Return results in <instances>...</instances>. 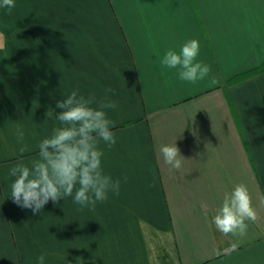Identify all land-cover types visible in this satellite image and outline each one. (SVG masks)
<instances>
[{"label":"crops","instance_id":"crops-1","mask_svg":"<svg viewBox=\"0 0 264 264\" xmlns=\"http://www.w3.org/2000/svg\"><path fill=\"white\" fill-rule=\"evenodd\" d=\"M0 8V264H264V208L245 237L212 223L225 191L264 195V0H15ZM200 43L196 83L161 64ZM74 89L117 102L103 168L121 181L95 210L72 197L34 214L8 169L38 154ZM25 130L17 142L16 124ZM184 157L170 172L160 146ZM232 244L236 248L230 252Z\"/></svg>","mask_w":264,"mask_h":264},{"label":"clouds","instance_id":"clouds-1","mask_svg":"<svg viewBox=\"0 0 264 264\" xmlns=\"http://www.w3.org/2000/svg\"><path fill=\"white\" fill-rule=\"evenodd\" d=\"M15 0H0V8L11 13ZM200 43L196 39L186 41L179 49L167 51L161 64L169 69H177L181 81L196 83L210 73V66L198 61ZM105 90L102 98L94 94L83 95L79 89L72 90L64 99L56 102L54 109L46 112V125L49 120L57 121L50 135L38 145V154L27 162H18L7 171L11 179L10 197L21 208L40 213L49 202L72 197L81 208L95 210L98 203L108 200L109 194L119 195L121 181L113 179L104 171L102 158L104 150L101 143L109 149L117 143L112 130L114 121L108 110H115L117 102ZM15 135L23 145L25 130L17 123ZM27 150V145L20 148ZM163 162L170 172H178L185 161L175 141L160 146ZM258 207L264 208V195L259 196L254 205L253 195L245 183L236 184L231 191L223 193L222 203L212 219V223L225 236L245 237L249 224L259 220ZM236 248L232 244L226 252ZM46 253L38 257L44 264Z\"/></svg>","mask_w":264,"mask_h":264}]
</instances>
